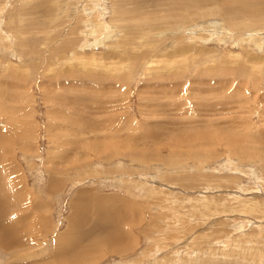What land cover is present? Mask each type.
Here are the masks:
<instances>
[{"label": "rangeland", "instance_id": "1", "mask_svg": "<svg viewBox=\"0 0 264 264\" xmlns=\"http://www.w3.org/2000/svg\"><path fill=\"white\" fill-rule=\"evenodd\" d=\"M0 202V264H264V0H0Z\"/></svg>", "mask_w": 264, "mask_h": 264}, {"label": "bare ground", "instance_id": "2", "mask_svg": "<svg viewBox=\"0 0 264 264\" xmlns=\"http://www.w3.org/2000/svg\"><path fill=\"white\" fill-rule=\"evenodd\" d=\"M172 2V1H171ZM101 11V10H100ZM99 14V13H98ZM95 15V14H94ZM124 16H126V15H124ZM14 17V16H13ZM97 17V16H96ZM95 17V18H96ZM104 17V16H103ZM132 17V16H131ZM80 18V17H79ZM93 18V17H92ZM112 19V18H111ZM136 19V18H135ZM82 20V19H81ZM94 21V20H93ZM82 22H84V21H82ZM95 22H96V20H95ZM102 22V21H101ZM98 23V22H97ZM96 23V24H97ZM98 25H99V23H98ZM93 28V25H92V27H91V29ZM106 28V27H105ZM102 30V29H101ZM96 32V31H95ZM99 33V32H98ZM2 38V37H1ZM96 39V38H95ZM261 40V39H260ZM3 54V53H2ZM13 56V55H12ZM142 57V56H141ZM91 59V58H90ZM135 60V59H134ZM140 62H142V61H140ZM138 63V62H137ZM14 66V65H13ZM257 79H258V77H257ZM230 103H232V102H230ZM181 106V105H180ZM236 107H238V106H236ZM183 109V108H182ZM231 109V108H230ZM237 109V108H236ZM2 110H4V109H2ZM172 110V109H171ZM202 110V109H201ZM204 110V109H203ZM214 112V111H213ZM180 114V113H179ZM205 114V113H204ZM162 129V128H161ZM206 138H208V136L206 137ZM201 140V139H200ZM204 140V139H203ZM207 141V140H206ZM209 142V141H208ZM211 143V142H210ZM64 150V149H63ZM53 160V159H52ZM81 198V197H80ZM256 204V203H255ZM3 208H4V206L3 205H1V202H0V211L2 212V210H3ZM241 208V207H240ZM255 209V208H254ZM249 210V209H248ZM78 211V210H77ZM257 211V210H256ZM79 212H80V210H79ZM85 216V215H84ZM77 226V225H76ZM3 227H5V226H3ZM261 229V228H260ZM3 230V229H2ZM9 246V245H8ZM69 246V245H68ZM76 246V245H75ZM73 247V246H72ZM9 248V247H8Z\"/></svg>", "mask_w": 264, "mask_h": 264}]
</instances>
